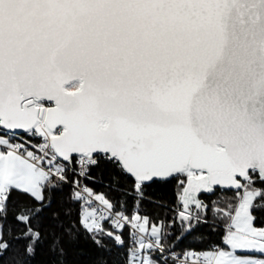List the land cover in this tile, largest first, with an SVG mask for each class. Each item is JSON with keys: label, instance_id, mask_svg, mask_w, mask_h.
<instances>
[{"label": "water", "instance_id": "1", "mask_svg": "<svg viewBox=\"0 0 264 264\" xmlns=\"http://www.w3.org/2000/svg\"><path fill=\"white\" fill-rule=\"evenodd\" d=\"M41 119L70 168L202 174L196 200L264 179V0H0V128Z\"/></svg>", "mask_w": 264, "mask_h": 264}, {"label": "trees", "instance_id": "2", "mask_svg": "<svg viewBox=\"0 0 264 264\" xmlns=\"http://www.w3.org/2000/svg\"><path fill=\"white\" fill-rule=\"evenodd\" d=\"M64 173L68 182L46 180L41 200L22 190H8L0 210V264H132L136 232L128 225L118 229L110 220L96 232L89 230L82 221L84 202L72 185L77 181L102 196L115 214L128 221L139 216L149 226H159L160 246L178 256L202 255L213 246L227 248L226 232L244 188L258 192L251 215L256 228L264 227V179L255 171L239 192L201 193L191 206L184 205L187 173L139 184L118 161L103 155L95 158L83 178L75 166L64 165ZM150 264L179 263L154 249Z\"/></svg>", "mask_w": 264, "mask_h": 264}, {"label": "rangeland", "instance_id": "3", "mask_svg": "<svg viewBox=\"0 0 264 264\" xmlns=\"http://www.w3.org/2000/svg\"><path fill=\"white\" fill-rule=\"evenodd\" d=\"M75 89H77V86H72V90ZM13 146L14 143L9 137L0 135V210L10 188L28 192L36 199L41 200L42 187L48 178L45 172L33 163L30 152L27 153V157H22L11 151ZM63 166L59 164L57 167L62 169ZM187 174L190 177L197 176L192 173ZM257 196V191L243 189L239 205L231 217L226 232L225 244L227 248L217 251L215 264L264 263V227L256 228L253 225L251 215V206ZM96 198L107 207H110V204L102 196L96 195ZM193 204L194 195L190 197L185 192L184 205L191 206ZM93 214L91 208L84 206L82 221L89 230L96 232L102 228L105 217L95 219ZM128 224L132 230L139 232V238L136 241L137 250L131 254L132 264H150L151 253L154 249H151L145 243L144 237L152 238L156 244H160V227L149 226L147 220L141 219L139 216H134ZM117 228H122V224H119ZM210 254L211 252L198 256L204 262H209L208 256Z\"/></svg>", "mask_w": 264, "mask_h": 264}, {"label": "built area", "instance_id": "4", "mask_svg": "<svg viewBox=\"0 0 264 264\" xmlns=\"http://www.w3.org/2000/svg\"><path fill=\"white\" fill-rule=\"evenodd\" d=\"M74 85L77 86V89L75 90H78L80 88V83L77 82L69 86L67 90L71 91L72 86ZM33 105L43 110H47L52 106V104H49L45 101H36ZM62 131L63 129H59L55 133V135L61 134ZM0 135L7 136L13 141L14 146L12 147L11 151L19 154L22 157H27V153L30 152L32 155L31 158L33 160V163L41 170H43L48 178H55L63 182H68L64 173V166L62 169L57 167L59 164H62V162L59 160L57 154L55 153L52 147L51 138L54 134L48 130L44 119L39 120L38 124L34 127V129L29 131L25 135H17L15 133L6 132L3 131L1 128H0ZM29 138L36 139L37 143L32 144ZM7 149L9 150V148ZM95 158L91 159L85 156H79L74 158L73 167L75 166L76 174L83 178L85 172L92 165ZM197 175L201 176L202 174H197ZM72 185L75 189L76 196L80 200H82L88 208H91L93 210L94 213L93 217L95 219L105 217V219L110 220V223L115 227H117L119 224H122V227L124 225H129L128 224L129 222L125 220V218L115 214L110 207H107L106 205L98 201L96 195L93 192H91L88 189V187H86L83 184L82 181H77ZM136 235H137L136 238L138 239L139 232H136ZM144 239H145V243L148 244L151 247V249L159 250L164 255V257L173 259L177 261L179 264H215L214 263L215 254L220 249L218 246H213V248L209 251L211 252V254L208 256L209 262H204V260H201L197 254L185 253L182 256H178L164 250L160 246V244H156V242L152 238L144 237ZM116 240L119 244L122 243L120 237H117ZM209 252H205L204 254H208ZM204 254L200 256H203ZM254 264H264V263H254Z\"/></svg>", "mask_w": 264, "mask_h": 264}, {"label": "bare ground", "instance_id": "5", "mask_svg": "<svg viewBox=\"0 0 264 264\" xmlns=\"http://www.w3.org/2000/svg\"><path fill=\"white\" fill-rule=\"evenodd\" d=\"M55 180V179H54ZM135 244V243H134Z\"/></svg>", "mask_w": 264, "mask_h": 264}, {"label": "crops", "instance_id": "6", "mask_svg": "<svg viewBox=\"0 0 264 264\" xmlns=\"http://www.w3.org/2000/svg\"><path fill=\"white\" fill-rule=\"evenodd\" d=\"M160 238V237H159ZM252 264V263H251Z\"/></svg>", "mask_w": 264, "mask_h": 264}]
</instances>
